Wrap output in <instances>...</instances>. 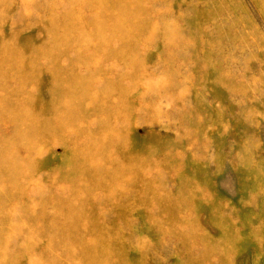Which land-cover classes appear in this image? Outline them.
Segmentation results:
<instances>
[{"label": "rangeland", "instance_id": "obj_1", "mask_svg": "<svg viewBox=\"0 0 264 264\" xmlns=\"http://www.w3.org/2000/svg\"><path fill=\"white\" fill-rule=\"evenodd\" d=\"M0 51V264H264V0H0Z\"/></svg>", "mask_w": 264, "mask_h": 264}, {"label": "bare ground", "instance_id": "obj_2", "mask_svg": "<svg viewBox=\"0 0 264 264\" xmlns=\"http://www.w3.org/2000/svg\"><path fill=\"white\" fill-rule=\"evenodd\" d=\"M138 4H139V3H138ZM73 16H74V15H73ZM62 26H63V25H62ZM63 27H65V26H63ZM63 27H62V28H63ZM66 27H67V26H66ZM60 28H61V26H60ZM55 29H56V28H55ZM58 29H59V28H58ZM67 29H68V27H67ZM51 30H52V29H51ZM52 31H53V30H52ZM61 31H62V33L64 32V30H61ZM53 32H54V31H53ZM50 33H51V31H50ZM65 33H66V30H65ZM67 33H68V32H67ZM52 35H53V33H52ZM55 37H57V36H55ZM50 38H51V37H50ZM52 38H54V37L52 36ZM55 39H56V38H55ZM57 39H58V38H57ZM57 39H56V40H57ZM56 40H55V42H56ZM60 40H61V39H60ZM50 41H51V40H50ZM52 41H53V40H52ZM55 42H53V43H55ZM57 42H58V41H57ZM55 44H57V43H55ZM58 44H59V43H58ZM6 51H8V50H6ZM0 52H1V51H0ZM2 52H3V50H2ZM13 52H14V51H13ZM8 53H10V51H8ZM8 53L5 54V52H4V56L7 57L6 55H8ZM15 53H16V52H15ZM1 55H2V54H1ZM2 56H3V55H2ZM4 56H3V57H4ZM7 58H8V57H7ZM4 59H5V58H4ZM0 60H1V62H2V61H5V63L7 62L6 60H2L1 58H0ZM9 60H10V59L8 58V61H9ZM11 62H12V60H11ZM12 63H13V62H12ZM15 63H16V61H15ZM0 64H1V63H0ZM6 64H7V63H6ZM7 65H8V64H7ZM16 65H17V64H16ZM2 67L4 68L3 65H2ZM19 67H20V66H19ZM3 68H2V70H3ZM7 68L9 69V66H8ZM11 68H12V67H11ZM16 68H17V67H16ZM16 68H14V69H16ZM12 69H13V68H12ZM12 69H11V71H12V74H13V70H12ZM43 69H44V67H43ZM2 70H0V72H1ZM18 70H19V68H18ZM18 70H16V71H18ZM20 70H21V68H20ZM36 70H37V69H36ZM3 71H4V70H3ZM8 71H9V70H7L6 72L8 73ZM4 73H5V71H4ZM17 73H18V72H17ZM20 73H21V72H20ZM20 73H19V74H20ZM0 75H1V74H0ZM4 75H6V74H4ZM7 75H9V74H7ZM20 75H21V74H20ZM1 76H2V75H1ZM1 76H0V78H2ZM10 76H11V75H10ZM7 77H9V76H7ZM7 77H6V79H8ZM11 77H12V76H11ZM3 78H5V77H3ZM3 78H2V79H3ZM22 79H23V78H22ZM18 80L20 81V79H18ZM0 81H1V80H0ZM21 81H22V80H21ZM23 83H24V82H23ZM23 83L20 82V84H23ZM18 84H19V83H18ZM24 84H25V83H24ZM24 84H23V85H24ZM14 85H15V84H14ZM14 85H13V86H14ZM41 86H42V85H41ZM15 87H16V86H15ZM19 87H20V86H19ZM19 87H18L17 89H19ZM24 89H25V88H24ZM24 89H22V90H24ZM20 90H21V88H20ZM22 90H21V91H22ZM15 91H16V90H15ZM15 91H14V92H15ZM19 92H20V91H19ZM15 93H16V92H15ZM17 94H18V92H17ZM28 100H29V99H28ZM33 100H34V99H33ZM54 100H55V99H54ZM27 102L29 103V101H27ZM31 102H32V100H31ZM56 102H57V101H56ZM58 103H59V102H58ZM31 104H32V103H31ZM62 111H63V110H62ZM62 111H60V114H63ZM64 111H65V110H64ZM57 113H58V116H59V112H58V111H57ZM64 113H65V112H64ZM65 114H66V113H65ZM68 114H69V113H68ZM70 115H71V114H69V116H70ZM61 116H62V115H61ZM72 117H73V115H72ZM85 117H87V116H85ZM85 117H84V118H85ZM79 118H80V117H79ZM71 119H73V118H71ZM86 119H87V118H86ZM73 122H75V120H73ZM69 124H70V123H69ZM74 124H75V123H74ZM62 125H63V124H62ZM61 127H62V126H61ZM64 127H66V126H64ZM64 127H63V128H64ZM71 128H72V127H71ZM64 129H65V128H64ZM67 129H69V128L67 127ZM79 129H80V128H79ZM84 129H85V128H84ZM65 130H66V129H65ZM80 131H81V130H80ZM88 132H91V131L89 130ZM15 139H17V138H15ZM95 140H96V139H95ZM101 140H102V139H101ZM99 142H100V141H99ZM102 142H103V141H102ZM104 147H106V146H104ZM106 148H107V147H106ZM93 149H94V148H93ZM104 149H105V148H104ZM32 151H33V150H32ZM104 151H105V150H104ZM11 152H12V151H11ZM13 153H14V152H13ZM31 153H32V152H31ZM24 154H25V153H24ZM32 154H33V153H32ZM26 155H27V153H26ZM31 156H32V155H31ZM35 157H37V156H35ZM33 159H34V158H33ZM33 159H32V160H33ZM89 171H90V170H89ZM90 172H91V171H90ZM101 174H102V172H101ZM95 175H96V174H94V176H95ZM97 175H98V174H97ZM97 175H96V176H97ZM102 175H103V174H102ZM90 176H91V175H90ZM90 176H89V177H90ZM115 176H116V175H115ZM117 176H118V175H117ZM104 178H105V177H104ZM106 178H107V177H106ZM72 179H74V178H72ZM107 179H108V178H107ZM113 180H114V179H113ZM116 183H117V182H116ZM99 184H100V183H99ZM116 185H117V184H116ZM97 248H98V247H97Z\"/></svg>", "mask_w": 264, "mask_h": 264}]
</instances>
